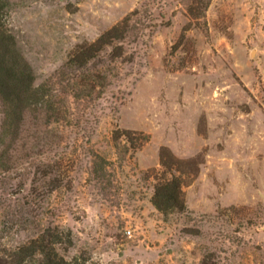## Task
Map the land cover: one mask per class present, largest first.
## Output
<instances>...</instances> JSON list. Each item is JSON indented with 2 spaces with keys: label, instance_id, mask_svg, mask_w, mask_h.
Listing matches in <instances>:
<instances>
[{
  "label": "rangeland",
  "instance_id": "rangeland-1",
  "mask_svg": "<svg viewBox=\"0 0 264 264\" xmlns=\"http://www.w3.org/2000/svg\"><path fill=\"white\" fill-rule=\"evenodd\" d=\"M7 1L36 86L136 8L172 23L111 64L94 118L19 145L23 165L0 175V260L54 226L68 264H264V0H212L204 22L173 0ZM162 149L185 163V213L151 203L171 176Z\"/></svg>",
  "mask_w": 264,
  "mask_h": 264
},
{
  "label": "trees",
  "instance_id": "trees-1",
  "mask_svg": "<svg viewBox=\"0 0 264 264\" xmlns=\"http://www.w3.org/2000/svg\"><path fill=\"white\" fill-rule=\"evenodd\" d=\"M211 1L173 0L183 14L197 22L205 21ZM8 11V1L0 0V175L23 165L24 151L19 146L23 141L31 143L42 135L43 139H48L46 130L69 123L71 119L78 121L77 117L94 118L96 100L101 93L99 88L110 83L111 64L123 58L132 46L142 44L148 47L157 30L172 23L166 16L154 17L149 5L136 8L93 42L77 45L55 77L36 86L32 68L7 26ZM190 23L183 28L182 38L190 29ZM60 97L69 100L68 111L62 112L55 107ZM79 105L83 106L82 114L73 113L72 106ZM165 153L166 150L162 149L160 163L171 176L157 179L151 203L163 216L182 214L187 210L182 193L183 181L180 176L172 175V171L181 172L180 167L185 163L174 160L179 166L173 170V164L165 159ZM25 154L28 155L27 152ZM63 239L61 231L48 226L28 242L16 246L10 261L0 260V264H27L33 259H36V264H68L57 248L64 243Z\"/></svg>",
  "mask_w": 264,
  "mask_h": 264
},
{
  "label": "built area",
  "instance_id": "built-area-1",
  "mask_svg": "<svg viewBox=\"0 0 264 264\" xmlns=\"http://www.w3.org/2000/svg\"><path fill=\"white\" fill-rule=\"evenodd\" d=\"M125 234L127 237H131V231L130 230H126Z\"/></svg>",
  "mask_w": 264,
  "mask_h": 264
}]
</instances>
